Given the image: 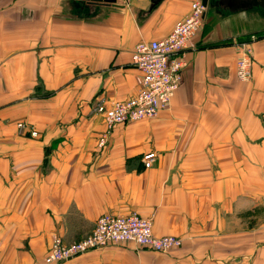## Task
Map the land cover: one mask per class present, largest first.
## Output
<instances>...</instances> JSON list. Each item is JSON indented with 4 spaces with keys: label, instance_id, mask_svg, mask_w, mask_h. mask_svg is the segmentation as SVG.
<instances>
[{
    "label": "crops",
    "instance_id": "crops-1",
    "mask_svg": "<svg viewBox=\"0 0 264 264\" xmlns=\"http://www.w3.org/2000/svg\"><path fill=\"white\" fill-rule=\"evenodd\" d=\"M191 1L0 0V264H45L53 235L130 212L180 246L110 243L56 264H264V37L250 79L234 74L264 8L209 0L167 107L97 145L93 106L137 93L134 44L165 37Z\"/></svg>",
    "mask_w": 264,
    "mask_h": 264
},
{
    "label": "built area",
    "instance_id": "built-area-1",
    "mask_svg": "<svg viewBox=\"0 0 264 264\" xmlns=\"http://www.w3.org/2000/svg\"><path fill=\"white\" fill-rule=\"evenodd\" d=\"M205 8L201 0H192L188 13L173 24L165 37L139 40L134 44L130 62L140 72V87L133 97L126 100L96 105L94 111L102 116L105 125V131L97 139L99 147L105 144L108 132L115 125L149 119L167 107L182 79L184 50L200 29ZM257 39L255 34H251L247 43L238 46L234 74L239 81L250 79L252 53L249 43ZM16 127L21 132L25 125L18 122ZM27 131L31 136L36 135V131L31 128ZM153 159V152L144 153L141 157L146 168L151 166ZM119 242H131L161 253L181 244L175 235H154L150 219L135 212L124 215L102 213L96 218L92 229L77 240L66 243L58 235H53L43 262L56 264L86 251Z\"/></svg>",
    "mask_w": 264,
    "mask_h": 264
},
{
    "label": "water",
    "instance_id": "water-1",
    "mask_svg": "<svg viewBox=\"0 0 264 264\" xmlns=\"http://www.w3.org/2000/svg\"><path fill=\"white\" fill-rule=\"evenodd\" d=\"M92 2H104L106 4H114L116 0H90ZM201 2L205 5L208 6L209 3H211L209 0H201ZM249 6H260L264 8V0H249L248 2Z\"/></svg>",
    "mask_w": 264,
    "mask_h": 264
},
{
    "label": "trees",
    "instance_id": "trees-1",
    "mask_svg": "<svg viewBox=\"0 0 264 264\" xmlns=\"http://www.w3.org/2000/svg\"><path fill=\"white\" fill-rule=\"evenodd\" d=\"M255 35H256L258 38L264 37V33H260V32L256 33Z\"/></svg>",
    "mask_w": 264,
    "mask_h": 264
},
{
    "label": "rangeland",
    "instance_id": "rangeland-1",
    "mask_svg": "<svg viewBox=\"0 0 264 264\" xmlns=\"http://www.w3.org/2000/svg\"><path fill=\"white\" fill-rule=\"evenodd\" d=\"M248 38H249V37H248ZM258 39H259V38H258ZM251 42H252V41H251ZM97 104H98V103H97ZM97 104H95V105L93 106V110H95V107H96Z\"/></svg>",
    "mask_w": 264,
    "mask_h": 264
},
{
    "label": "flooded vegetation",
    "instance_id": "flooded-vegetation-1",
    "mask_svg": "<svg viewBox=\"0 0 264 264\" xmlns=\"http://www.w3.org/2000/svg\"><path fill=\"white\" fill-rule=\"evenodd\" d=\"M239 1H241V0H239Z\"/></svg>",
    "mask_w": 264,
    "mask_h": 264
}]
</instances>
